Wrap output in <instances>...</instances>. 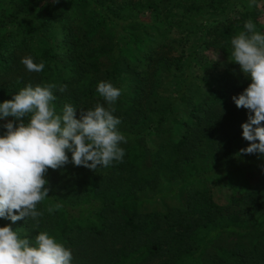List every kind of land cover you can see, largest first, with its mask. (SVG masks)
I'll use <instances>...</instances> for the list:
<instances>
[{"label":"trees","instance_id":"16d2710c","mask_svg":"<svg viewBox=\"0 0 264 264\" xmlns=\"http://www.w3.org/2000/svg\"><path fill=\"white\" fill-rule=\"evenodd\" d=\"M226 1L0 0V103L28 84L66 85L62 93L54 90L52 103L57 113L71 103L78 118L96 103L108 106L97 92L98 83L108 81L121 89L113 115L127 140L120 144L123 161L109 167L48 169L39 223L0 218V227L10 225L33 241L47 231L71 249L72 264H264V171L252 168L259 154L240 153L249 143L241 128L248 111L232 100L250 80L232 62L231 39L253 22L257 5L214 23L188 19L217 12ZM178 8L184 18L176 21ZM174 26L199 32L202 57L223 68L198 101L179 93L188 108L182 119L172 116V102L159 92L162 76L183 66V54L167 41ZM119 32L143 41L140 56L127 57ZM26 56L43 61V71H27ZM148 133L160 140L156 148L148 145ZM211 176L231 188L226 204L216 202L209 187L193 184ZM164 178L185 188L184 207L140 210L139 191L157 188ZM55 204L61 207L49 213Z\"/></svg>","mask_w":264,"mask_h":264},{"label":"clouds","instance_id":"9594fccd","mask_svg":"<svg viewBox=\"0 0 264 264\" xmlns=\"http://www.w3.org/2000/svg\"><path fill=\"white\" fill-rule=\"evenodd\" d=\"M255 3L250 0L249 6ZM244 29L231 39L232 62L250 80L232 97L237 108L248 111L241 128L243 139L249 143L240 153L264 154V33L256 30L251 19L244 23ZM21 63L29 72L39 73L45 68L43 61L35 63L31 56L22 58ZM66 88L51 83L28 84L0 103V120L13 118L0 125L5 130L0 134V218L13 223L31 218L39 223L43 212L37 205L49 197L48 169L72 163L95 171L123 161L125 150L120 144L127 140L118 129L121 120L113 115L121 89L100 81L97 92L108 106L96 103L93 109L80 110L77 118L71 103L64 104L60 113L52 103L54 90L62 93ZM60 207L55 204L47 211L52 213ZM72 260L71 249L47 231L39 232L33 241L27 235L21 237L10 225L0 227V264H72Z\"/></svg>","mask_w":264,"mask_h":264},{"label":"rangeland","instance_id":"374dc122","mask_svg":"<svg viewBox=\"0 0 264 264\" xmlns=\"http://www.w3.org/2000/svg\"><path fill=\"white\" fill-rule=\"evenodd\" d=\"M74 0H68L72 2ZM250 0H231L226 1L224 7H221L217 12L211 9L205 10L203 13L193 14L189 21L214 23L215 21L224 20L226 17L233 16V14L240 8L250 9ZM257 11L253 16V23L257 31L264 33V0H256ZM174 19L179 21L184 18L182 9L178 8L174 11ZM151 25V23H149ZM159 27V25H157ZM148 30V35L154 34L153 31ZM114 29L111 30L113 34ZM203 39L199 32L184 31L179 26H174L170 29L167 41L175 45L176 49L183 54L182 68L179 70L170 71L162 76L163 86L159 90L160 96L172 102L175 118H184L188 114V108L178 100L179 93H184L198 101L202 98L208 86L214 85L217 77L222 71V66L217 65L202 57L200 42ZM172 40V41H171ZM140 38L133 41L131 37L118 33V43L120 48L125 51L127 57L133 59L136 55H141L143 47ZM100 43L101 41H97ZM146 140L151 148H156L160 142L158 137L154 134H146ZM259 154L257 160L253 163L254 171H264V157ZM178 179H161L155 189H145L139 191L141 197L140 210L142 211H165L169 208H182L185 205L186 192L185 188L179 186ZM196 186H207L211 189L213 198L219 204H226L231 194V188L222 180L215 181V177L211 176L203 181H194ZM176 187L174 193H168L172 188Z\"/></svg>","mask_w":264,"mask_h":264}]
</instances>
